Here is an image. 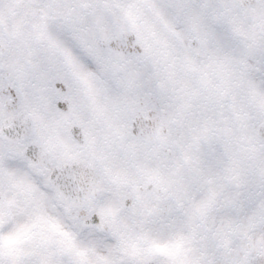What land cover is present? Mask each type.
I'll return each mask as SVG.
<instances>
[{
	"label": "snow or ice",
	"instance_id": "obj_1",
	"mask_svg": "<svg viewBox=\"0 0 264 264\" xmlns=\"http://www.w3.org/2000/svg\"><path fill=\"white\" fill-rule=\"evenodd\" d=\"M0 264H264V0H0Z\"/></svg>",
	"mask_w": 264,
	"mask_h": 264
}]
</instances>
